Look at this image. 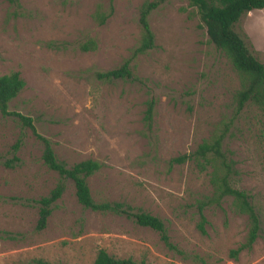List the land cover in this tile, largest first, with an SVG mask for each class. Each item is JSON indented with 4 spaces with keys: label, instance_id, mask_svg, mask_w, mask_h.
<instances>
[{
    "label": "rangeland",
    "instance_id": "374dc122",
    "mask_svg": "<svg viewBox=\"0 0 264 264\" xmlns=\"http://www.w3.org/2000/svg\"><path fill=\"white\" fill-rule=\"evenodd\" d=\"M146 0H112L103 25L92 19L107 0H18L12 16L0 0V76L18 72L22 90L11 111L35 118L57 159L72 165L100 164L86 179L95 202H118L161 220L169 242L123 216L84 209L67 180L42 230L36 231L40 197L58 177L40 159L42 146L29 130L11 167V146L20 129L0 116V264H92L96 252L144 264H264V118L245 104L222 141L233 162L232 186L244 191L259 219L258 236L236 259L228 256L246 235L244 215L230 199L203 210L204 234L196 228V200L211 193L207 166L194 162L168 166L214 135L233 113L238 74L207 41L186 0H169L153 10L148 24L154 47L130 64L139 81L101 82L94 71L117 68L139 39L138 10ZM149 1V0H148ZM233 31L264 65V8L240 16ZM91 39L93 51L77 44ZM155 100L149 128L145 101Z\"/></svg>",
    "mask_w": 264,
    "mask_h": 264
},
{
    "label": "trees",
    "instance_id": "16d2710c",
    "mask_svg": "<svg viewBox=\"0 0 264 264\" xmlns=\"http://www.w3.org/2000/svg\"><path fill=\"white\" fill-rule=\"evenodd\" d=\"M6 1L12 9V16H16L19 13H17V10L20 9L18 0ZM167 1L169 0H146L140 5L137 17L139 39L131 50L130 56L117 68L107 71H94L93 77L96 80L108 83L115 80L139 81L132 73L130 64L138 55L145 54L153 49L154 37L148 24V16L153 10ZM186 1L194 10L198 18V26L204 31L207 41L223 53L233 70L238 74L240 85L233 96L234 107L232 117L227 122H223L221 128L214 135L202 140L193 151L171 158L168 161V166L194 162L200 169H204L207 166L211 168L209 173L211 193L196 200L194 203L197 215L196 228L201 234H204L203 227L206 221L203 210L207 207H218L225 198H229L233 211L244 215L247 221V231L244 241L228 252L230 258L236 259L241 251L249 250L256 240L259 231V219L249 200V196L244 191L232 186L231 180L236 175V171L233 169V162L225 156L221 147L228 128L245 104L248 103L256 107L264 118V65L248 51L242 39L233 31V25L243 14L263 9L264 0ZM107 2L106 11H101L97 7L91 16L98 26L103 25L112 13V0H107ZM76 47L81 52L93 51L95 43L91 39H88L85 42L78 43ZM23 86L24 82L18 72H11L0 76V116L13 119L21 131L19 137L11 146L13 157L5 162V166L11 167V163L17 160L14 154L22 142L23 130L27 129L42 146L40 159L43 165L48 170L55 172L58 177L56 184L48 194L35 201L38 205L35 230L40 231L44 228L52 205L60 198L65 188L64 184L69 180L72 182L77 203L84 209L123 216L138 226L147 227L158 234L167 249L183 255L182 251L169 242L166 228L158 218L135 210L123 203L95 202L92 200L86 179L99 170L100 164L88 159L67 165L56 158L49 140L37 132L35 127L36 119L9 109L10 101L18 95ZM154 105L155 100L153 98L145 101L142 120L146 128H149L151 125ZM27 264L46 263L40 259H31ZM92 264L144 263L135 262L130 258H115L104 250L99 249L95 254Z\"/></svg>",
    "mask_w": 264,
    "mask_h": 264
}]
</instances>
